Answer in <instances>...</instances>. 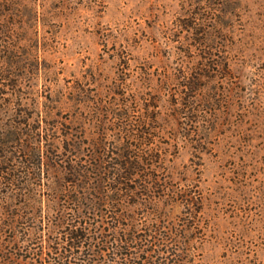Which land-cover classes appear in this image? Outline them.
I'll return each instance as SVG.
<instances>
[{
  "label": "rangeland",
  "instance_id": "obj_1",
  "mask_svg": "<svg viewBox=\"0 0 264 264\" xmlns=\"http://www.w3.org/2000/svg\"><path fill=\"white\" fill-rule=\"evenodd\" d=\"M12 1L25 97L57 149L102 171L127 155L177 192L165 201L174 222L182 191L198 195L194 264H264V0ZM14 135L0 132V174L58 197L50 185L70 174L52 158L40 167L35 131L20 146Z\"/></svg>",
  "mask_w": 264,
  "mask_h": 264
},
{
  "label": "trees",
  "instance_id": "obj_2",
  "mask_svg": "<svg viewBox=\"0 0 264 264\" xmlns=\"http://www.w3.org/2000/svg\"><path fill=\"white\" fill-rule=\"evenodd\" d=\"M21 7L12 0H0V132L8 130L14 138L17 134L20 146L22 136L35 131L38 139L32 145L39 153L40 167L52 158L70 178L58 187L50 185L58 197L39 198L29 179L6 178L0 168V206L6 208L0 218V260L3 264H194L189 254L194 247L191 233L199 228L202 210L198 195L182 191L188 208L181 221L174 222L165 201L177 192L167 193L168 186L138 162L128 165L127 155L113 169L102 171L98 162L89 165L72 150L68 154L57 149L43 126V113L37 107L36 112L25 97ZM14 116L21 119L7 123ZM33 119L38 121L34 127ZM8 142L3 143V151ZM2 158L6 164L13 162L6 154ZM156 189L163 193L158 195ZM20 220L23 230L18 229ZM107 231L113 232L111 237ZM35 237L40 238L39 244ZM17 251L26 256L20 260ZM52 251L57 261L40 263Z\"/></svg>",
  "mask_w": 264,
  "mask_h": 264
}]
</instances>
